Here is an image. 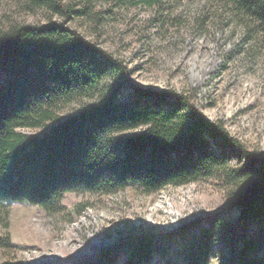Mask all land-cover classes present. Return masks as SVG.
Instances as JSON below:
<instances>
[{"label": "trees", "instance_id": "1", "mask_svg": "<svg viewBox=\"0 0 264 264\" xmlns=\"http://www.w3.org/2000/svg\"><path fill=\"white\" fill-rule=\"evenodd\" d=\"M225 3L264 34V0ZM33 4L65 20L88 8L64 0ZM116 71L126 78L121 64L65 23L0 25V245L13 246L3 232L16 203L55 213L70 191L110 195L133 185L151 194L219 174L231 185L227 207L200 220L194 232L167 237L156 249L158 262L209 264L215 244L225 240L230 264H264V157L209 121L190 96L131 85L138 98L125 99L120 83L100 88ZM85 98L72 114H59ZM142 241L132 264H147Z\"/></svg>", "mask_w": 264, "mask_h": 264}, {"label": "rangeland", "instance_id": "2", "mask_svg": "<svg viewBox=\"0 0 264 264\" xmlns=\"http://www.w3.org/2000/svg\"><path fill=\"white\" fill-rule=\"evenodd\" d=\"M64 1L76 9L87 5V12L65 20L33 0H0V25L65 23L125 70V79L108 72L100 88L120 83L125 99L138 98L131 85L190 96L209 121L264 157V34L234 15L225 0ZM89 101H75L59 114L68 116ZM230 187L215 174L151 194L133 185L110 195L70 191L55 213L13 204L3 232L13 246L0 245V264H132L140 239L149 249L146 263L160 264L156 249L162 241L194 232L200 220L226 208ZM228 215L234 223L238 213ZM215 247L209 264H230L227 242Z\"/></svg>", "mask_w": 264, "mask_h": 264}]
</instances>
